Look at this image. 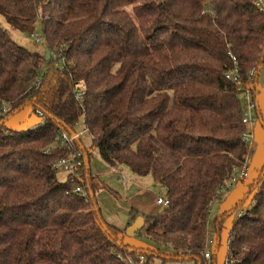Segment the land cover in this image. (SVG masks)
I'll return each mask as SVG.
<instances>
[{
  "label": "trees",
  "instance_id": "1",
  "mask_svg": "<svg viewBox=\"0 0 264 264\" xmlns=\"http://www.w3.org/2000/svg\"><path fill=\"white\" fill-rule=\"evenodd\" d=\"M0 22L27 34L40 23L51 54L29 51L0 24V102L10 108L0 115V264L161 256L204 264L210 205L247 152L242 95L226 75L236 67L256 96L264 64V13L254 0H0ZM24 106L42 111V122L7 128L2 120ZM80 118L103 162L149 175L164 190L168 205L144 217L154 248L125 244L102 219L94 199L102 185L79 139L72 149L55 142ZM74 150L82 154L78 177L59 179L53 163ZM248 191L227 255L233 264H264V162ZM223 220L214 219L217 232Z\"/></svg>",
  "mask_w": 264,
  "mask_h": 264
},
{
  "label": "rangeland",
  "instance_id": "2",
  "mask_svg": "<svg viewBox=\"0 0 264 264\" xmlns=\"http://www.w3.org/2000/svg\"><path fill=\"white\" fill-rule=\"evenodd\" d=\"M11 39L18 44L26 47L41 56L43 59H48L50 52L44 42L41 33V26L38 23L31 34L36 33L40 39L30 37V33H21L13 30L9 26L0 22ZM60 68V67H59ZM44 67H42L40 72ZM256 105L259 110V117L257 112L253 110L251 116L253 118V138L257 142L255 158L248 162V178L247 181L240 185L239 189L235 187L224 190L215 199L209 209L207 219L206 239L212 240V246L206 245V250L210 251L211 259L204 260V264H225L227 256V241L229 231L234 225L235 221L241 215L245 206L250 205V201L255 193L248 191V184L253 182L259 175V169L264 162V67L261 65L256 79ZM242 101V106L245 108V102ZM2 104V103H1ZM4 105V104H3ZM7 107V105H4ZM6 112V113H4ZM10 109H0V115L4 116L9 113ZM43 118L36 115L35 111L30 106L22 107L19 113L13 116L10 115L2 120L7 128L14 130H26L33 128L41 123ZM72 132L78 136L80 147L85 149L88 155V167L92 175L97 176V181L102 185L101 188L95 189V202L100 210L102 219L111 226L117 228L123 233V242L134 246L136 248L144 249L151 248L153 244L144 237L143 228L136 232L133 236L125 235L126 227L132 223V216L146 217L160 212L163 209L162 205H156L155 201L158 197L164 198V190L154 182L151 176L137 177L133 175L126 167L111 168L96 153L91 146V138L85 132L83 118H80L74 126ZM74 147V146H72ZM82 157V154L80 155ZM85 160V158H84ZM56 170V169H55ZM67 170L64 168L57 169V176L59 179H64ZM240 201H243L240 203ZM239 203V204H238ZM238 204V205H237ZM220 214H224V220L221 224L219 232L214 228V219ZM132 221V222H131ZM218 242V247L216 244ZM215 253V255H214ZM143 259L145 264H196L194 260H167L160 257H154L150 261ZM141 262V263H142Z\"/></svg>",
  "mask_w": 264,
  "mask_h": 264
},
{
  "label": "built area",
  "instance_id": "3",
  "mask_svg": "<svg viewBox=\"0 0 264 264\" xmlns=\"http://www.w3.org/2000/svg\"><path fill=\"white\" fill-rule=\"evenodd\" d=\"M254 3L256 5V8L258 9L259 12L264 13V0H254ZM31 38H35L37 41H39L40 37L35 33L30 35ZM51 56V54H50ZM236 65V63L234 62ZM264 67V64H263ZM226 79H229L233 81L234 83L237 84L238 89L241 92L242 95V100L245 102V108L243 112V117H242V123L247 127L251 124V121H253V118L251 116V112L256 109V96H254L253 93V88L250 86V84L246 83L243 84L241 83L238 70L236 67L232 70V72L228 75H226ZM37 82V81H35ZM77 94H76V99L80 101L82 99V92H83V86L80 84L77 87ZM2 103V104H1ZM3 102H0V108L7 109L9 110L10 108L7 106L3 105ZM6 113V112H4ZM35 113L39 117H43L42 111L39 109L35 110ZM78 136L74 134V137L71 135H68L64 132H61L58 134L55 138V142H57L59 147L66 146L70 149H72L74 146V141L78 140ZM242 140L247 146V153H251L252 155L256 154V144L253 142V136L251 133H248L247 130L242 134ZM80 153L77 150H74L71 155H69L67 158H59L57 161L53 163V168L60 169L64 168V170H67V174H70L71 177H78L77 176V168L82 166V161H81V156H79ZM248 178V167L247 163L244 159V163L241 165L240 168L226 181V183L222 186V191L228 190L230 188L235 187L236 189H239L240 185L245 183ZM83 186L75 183L72 186V190L74 193H80L82 197H86V192L82 188ZM156 205H162L163 207H166L168 205V202L164 198L158 197L155 201ZM250 205L245 206L244 210L247 209ZM243 210V211H244ZM242 211V212H243ZM207 245H212V240L207 241ZM203 258L205 261H209L211 259V254L210 251L204 250L203 253ZM225 264H233V259L231 258L230 255L226 256V261Z\"/></svg>",
  "mask_w": 264,
  "mask_h": 264
},
{
  "label": "water",
  "instance_id": "4",
  "mask_svg": "<svg viewBox=\"0 0 264 264\" xmlns=\"http://www.w3.org/2000/svg\"><path fill=\"white\" fill-rule=\"evenodd\" d=\"M17 113V111H14L13 114ZM71 136L74 137V133L73 132H70ZM144 226V218L139 216V217H136L134 219V221L129 224L126 229H125V235L127 236H133L136 232L140 231ZM160 258H164V259H167V260H181L180 257H164V256H161Z\"/></svg>",
  "mask_w": 264,
  "mask_h": 264
},
{
  "label": "crops",
  "instance_id": "5",
  "mask_svg": "<svg viewBox=\"0 0 264 264\" xmlns=\"http://www.w3.org/2000/svg\"><path fill=\"white\" fill-rule=\"evenodd\" d=\"M257 107V106H256ZM257 112H258V114H259V111H258V108H257ZM257 114V115H258ZM258 117H259V115H258ZM262 126H263V124H262ZM264 127V126H263ZM246 130H247V132L248 133H251V134H253V131H255L254 130V127H253V123H252V121H251V124L249 125V126H247L246 127ZM253 142L255 143V144H257V142L255 141V138H253ZM256 148H257V145H256ZM256 155V154H255ZM255 155H252L251 153H247L246 152V156H245V161H246V163L248 164V162H251V160L252 159H254L255 158ZM131 224V223H130ZM152 248V247H151Z\"/></svg>",
  "mask_w": 264,
  "mask_h": 264
}]
</instances>
